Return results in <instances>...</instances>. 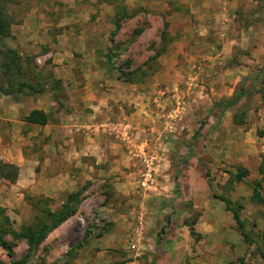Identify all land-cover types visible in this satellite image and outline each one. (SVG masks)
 <instances>
[{
  "label": "rangeland",
  "instance_id": "rangeland-1",
  "mask_svg": "<svg viewBox=\"0 0 264 264\" xmlns=\"http://www.w3.org/2000/svg\"><path fill=\"white\" fill-rule=\"evenodd\" d=\"M0 4L7 45L61 83L59 100L49 105L42 94L43 106L65 113L80 105L85 119L73 138L76 167H64L75 177L61 189L45 184L40 164L39 190L0 179V264H264V206L250 200L264 162V0ZM239 87L236 106L209 112ZM19 96L27 114L36 95ZM81 101L99 108L91 118ZM63 126L53 142L71 156ZM69 194L73 214L36 247L17 237ZM219 197L241 206L245 239Z\"/></svg>",
  "mask_w": 264,
  "mask_h": 264
},
{
  "label": "trees",
  "instance_id": "trees-1",
  "mask_svg": "<svg viewBox=\"0 0 264 264\" xmlns=\"http://www.w3.org/2000/svg\"><path fill=\"white\" fill-rule=\"evenodd\" d=\"M9 28V17L4 12L3 6L0 4V94L4 96L49 94L53 101L57 102L62 94L60 81L52 77L49 73L46 74L44 72L37 71L36 68L30 66L28 62H26L25 64L23 63L22 58L17 53V51L8 46L5 41L9 36ZM139 32L140 30H136V35L139 34ZM130 73L131 72H129L128 75ZM243 96L244 88L239 87L228 99L214 102L209 112L216 111L219 116H222L226 110L236 106ZM46 120V114L40 110H31L23 117L24 123L38 126L45 125ZM9 170H12L14 172L13 178H8ZM258 171L260 180L254 183L251 190L252 192L250 195V200L252 203L264 206V196L259 192L261 185L260 183H264V162L260 164ZM16 176L17 168L14 165L3 163L0 161L1 180L6 181L10 179V183H13L16 180ZM176 176L177 173H175L174 182V193L177 196L178 182L176 180ZM242 177L243 175L241 173H237L235 175L236 180H240ZM75 197L76 194L67 195L64 202L61 204V207L54 213L49 214V218L44 223L36 224L34 229H25L24 231L17 234V237L24 238L29 247H36L50 231H52L73 214L75 209ZM217 199L224 204L225 209L231 214L232 221L236 225V228L240 232L241 236L244 238V234L242 232L243 224L238 215L241 206H232L226 198L219 197ZM2 221L7 223V218L3 217ZM5 234L6 230L0 229V245H4L2 237ZM261 242L262 249L258 250V255L264 262L263 236H261Z\"/></svg>",
  "mask_w": 264,
  "mask_h": 264
},
{
  "label": "crops",
  "instance_id": "crops-1",
  "mask_svg": "<svg viewBox=\"0 0 264 264\" xmlns=\"http://www.w3.org/2000/svg\"><path fill=\"white\" fill-rule=\"evenodd\" d=\"M49 94H47V98ZM3 104L0 105V161L7 164H12L18 169V175L15 182L11 185V188L20 189L22 187H27L29 189L39 190V184L35 183L37 178V173L35 172V166H41L43 173L41 178H45V184L50 185L51 183H56L55 188L61 189V182L68 179H74L76 170L72 172L65 171V166H71L74 164L76 167V161L73 160L78 155V149L74 144L73 138L75 133V128L80 127L82 122L85 121L84 118L78 113L80 105L73 108H67V112L62 113V111H56L52 109L51 106H43L46 100L42 99V95H36L33 101L29 103L28 112L31 110H40L46 114L47 120L46 124L42 126L26 124L23 122V117L26 115L20 103V96L16 98H11V96L3 97ZM2 100V98H1ZM50 100V99H49ZM55 101L51 99L49 105H55ZM82 103V101H81ZM83 107L89 109L84 116L91 118L92 112L98 110L96 104L92 103H82ZM52 106V107H53ZM91 109V110H90ZM27 112V113H28ZM58 117V125L55 123ZM53 119V120H52ZM8 124L6 129H3L2 125ZM65 124L67 132L73 135L67 141H62V143H72V146L68 148L72 151L71 156H66V149L60 144L53 142L54 129L59 127V125ZM68 125V126H67ZM69 127V130H68ZM71 127V128H70ZM42 130V135L40 136L38 132ZM72 129V130H71ZM34 132V133H33ZM41 140L40 148H35L34 142L37 143L35 137ZM68 137V136H67ZM38 149H40L38 151ZM37 150V151H36ZM69 150V151H70ZM40 152V156L36 155V152ZM73 162V163H72ZM64 168V169H62ZM27 176H31V180L23 184L24 173ZM74 173V174H73ZM45 176V177H44ZM75 181H71L70 184H74ZM43 190V188H42Z\"/></svg>",
  "mask_w": 264,
  "mask_h": 264
}]
</instances>
